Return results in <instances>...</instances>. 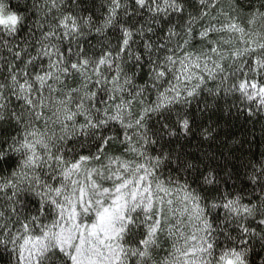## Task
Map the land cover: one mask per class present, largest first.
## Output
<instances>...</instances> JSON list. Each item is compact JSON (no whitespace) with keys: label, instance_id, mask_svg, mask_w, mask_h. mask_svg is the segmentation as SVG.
Returning <instances> with one entry per match:
<instances>
[{"label":"snow or ice","instance_id":"6c2138e0","mask_svg":"<svg viewBox=\"0 0 264 264\" xmlns=\"http://www.w3.org/2000/svg\"><path fill=\"white\" fill-rule=\"evenodd\" d=\"M0 264H264V0H0Z\"/></svg>","mask_w":264,"mask_h":264}]
</instances>
